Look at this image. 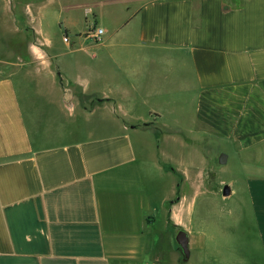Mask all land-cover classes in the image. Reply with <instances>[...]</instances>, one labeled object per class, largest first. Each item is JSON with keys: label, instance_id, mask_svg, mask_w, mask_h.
<instances>
[{"label": "crops", "instance_id": "crops-1", "mask_svg": "<svg viewBox=\"0 0 264 264\" xmlns=\"http://www.w3.org/2000/svg\"><path fill=\"white\" fill-rule=\"evenodd\" d=\"M88 3L84 25L61 22L59 50L36 26L41 4L0 5V264H264V0ZM94 27L107 29L99 42ZM70 53L88 72L69 87L68 110L50 74L68 73L54 61ZM33 73L54 87H30ZM181 109L193 116L188 136ZM206 136L234 149L246 173L236 261H214L208 248L197 261L190 232L184 259L176 203L164 206L178 184L152 193L154 174L174 180L173 167L196 166L183 137Z\"/></svg>", "mask_w": 264, "mask_h": 264}, {"label": "rangeland", "instance_id": "rangeland-1", "mask_svg": "<svg viewBox=\"0 0 264 264\" xmlns=\"http://www.w3.org/2000/svg\"><path fill=\"white\" fill-rule=\"evenodd\" d=\"M88 1L90 0H80L78 2L82 5L81 8L67 10L66 7L62 9V5L68 3H65L64 0H20L22 5L25 4L27 11L37 7V4L42 5L43 11L36 18V26L47 37L54 39L55 44L53 46L57 50L62 46L59 39L60 33H63V29L60 28L61 22L64 21V18H69L73 29L84 25V15L88 9L92 8ZM10 2L12 0H0V5H7ZM75 55L76 53H70L68 56H63L62 59L58 58L54 61L55 65L63 62L69 68L67 74L70 87H74L77 80L82 79L85 73L88 72L87 69L84 70L86 65L83 59ZM32 76L34 78L31 77L28 84L30 87H54L51 80L44 74L33 73ZM19 87H23V85L21 84ZM192 117L191 113L187 115L184 109H181L179 116H175V120L181 123L180 127H184L183 130L186 131V136H188L187 132L189 134L190 127L194 126L190 125L193 120L189 121ZM164 120L170 126L174 124L173 122L170 123L171 119L168 117H165ZM81 121L80 117L74 118L68 122V127L79 125ZM95 123L97 121L92 119L85 124L93 125ZM175 127L178 128L176 123ZM182 140L187 145V156L184 160H191L190 154L195 150L196 160L194 162L196 166L191 171L183 169L186 168L183 165L180 166V171L175 170L176 168L173 167L174 180L151 172L150 175L154 174L153 178L159 181L158 188H153L152 193H156L157 199L166 196V194L168 196L170 183L176 181L178 184L172 197L170 196L169 199L165 200L164 206L171 209L172 203H176L175 214L179 221L177 230L185 231L188 238L190 237L188 232H190L191 237H194L193 239L198 241L203 248L197 261L204 260L206 248H208L209 257L214 261L219 262L220 259L236 261L241 254L240 242L243 239V232L246 234V230L248 231L249 228L245 188L241 182L243 174L246 173L240 171L243 166L240 164L239 157L235 155L234 149L229 146H222L221 140L216 137L206 136L195 142L186 137H183ZM181 146L180 138L177 137L175 146L172 149L173 157L176 160L177 156L180 157ZM220 153H226L227 155L226 162L223 165L218 163ZM139 158L146 159V153L140 151ZM229 182L233 183L232 194L225 199L221 196V189L224 184Z\"/></svg>", "mask_w": 264, "mask_h": 264}, {"label": "water", "instance_id": "water-1", "mask_svg": "<svg viewBox=\"0 0 264 264\" xmlns=\"http://www.w3.org/2000/svg\"><path fill=\"white\" fill-rule=\"evenodd\" d=\"M71 0H64L65 3L70 2ZM50 78L54 84V86L60 91L61 101L63 105L71 110L74 105L73 97H71V91L69 89V76L67 74L66 69H59L50 74ZM226 155L220 154L218 158V163L220 165L225 164ZM233 183L229 182L222 186L221 196L223 198H229L232 194ZM175 242L182 251L184 259H188L189 257V249H188V236L187 233L183 230L177 231L175 235Z\"/></svg>", "mask_w": 264, "mask_h": 264}, {"label": "built area", "instance_id": "built-area-1", "mask_svg": "<svg viewBox=\"0 0 264 264\" xmlns=\"http://www.w3.org/2000/svg\"><path fill=\"white\" fill-rule=\"evenodd\" d=\"M106 33L107 29L105 27H94L90 33V36L95 42H99Z\"/></svg>", "mask_w": 264, "mask_h": 264}]
</instances>
